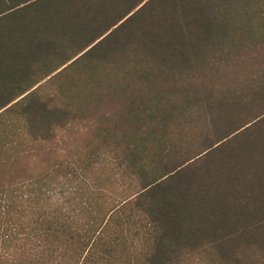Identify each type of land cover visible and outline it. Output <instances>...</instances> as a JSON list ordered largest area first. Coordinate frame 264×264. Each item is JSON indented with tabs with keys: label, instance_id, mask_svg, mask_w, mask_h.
<instances>
[{
	"label": "trees",
	"instance_id": "1",
	"mask_svg": "<svg viewBox=\"0 0 264 264\" xmlns=\"http://www.w3.org/2000/svg\"><path fill=\"white\" fill-rule=\"evenodd\" d=\"M0 264H264V0H0Z\"/></svg>",
	"mask_w": 264,
	"mask_h": 264
},
{
	"label": "rangeland",
	"instance_id": "2",
	"mask_svg": "<svg viewBox=\"0 0 264 264\" xmlns=\"http://www.w3.org/2000/svg\"><path fill=\"white\" fill-rule=\"evenodd\" d=\"M116 108L117 106H115V105H109V104H103L102 105V109L103 110H106V109H109V108ZM72 134H73V132H72ZM191 134H192V132H184L183 134H182V136L183 137H190L191 136ZM170 135H171V133H170ZM73 136H74V138L76 139V141H80V140H78V139H80V138H82L83 137V134H73ZM172 136H173V131H172ZM175 137H177V134L174 136V138ZM179 138H181V136H179Z\"/></svg>",
	"mask_w": 264,
	"mask_h": 264
}]
</instances>
